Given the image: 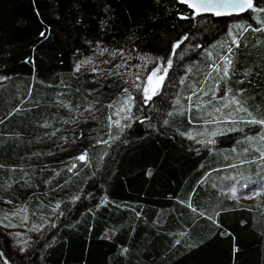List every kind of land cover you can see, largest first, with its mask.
Listing matches in <instances>:
<instances>
[{
    "label": "trees",
    "instance_id": "1",
    "mask_svg": "<svg viewBox=\"0 0 264 264\" xmlns=\"http://www.w3.org/2000/svg\"><path fill=\"white\" fill-rule=\"evenodd\" d=\"M262 21L251 10L196 17L177 0H0V220L22 207L28 234L21 245L0 226L7 264H264V126L247 123L264 119ZM98 51L172 61L119 126L109 105L123 75L89 88V73L76 74ZM232 96L251 117L230 114Z\"/></svg>",
    "mask_w": 264,
    "mask_h": 264
},
{
    "label": "rangeland",
    "instance_id": "2",
    "mask_svg": "<svg viewBox=\"0 0 264 264\" xmlns=\"http://www.w3.org/2000/svg\"><path fill=\"white\" fill-rule=\"evenodd\" d=\"M238 25V23H236ZM223 45V42L219 45ZM220 48V47H219ZM217 49V48H216ZM90 63L82 64L79 71H76V74H84L89 73L87 79H86V86L89 88H97L100 86L101 82L106 79L110 73L114 70H117L120 72L123 77L124 81L126 82L127 86L126 89H128L129 93L133 96L134 100L131 105V110L133 106L135 105V94L138 92L135 88L136 84L141 85V87H149L156 88L158 84V76L163 75L164 79L163 81H159L158 90L159 91L163 85V82L165 80L166 74L164 73H158L156 77H153L151 85L148 83V76L151 75L154 69L158 68V64L154 62V59L149 56H141L138 59H131L127 54L125 53H106L104 51H98L96 55L89 59ZM119 65V67H117ZM193 64H191L187 68V72L192 69ZM220 67V66H219ZM95 69V71H93ZM186 75L182 78V83L186 79ZM6 79H0V83H5ZM128 95V93H124L120 99L110 107L111 113L110 116L112 118L111 122H114L116 120L120 121V125L125 123L127 118L129 117L130 112L125 110L119 112V115L116 113L118 110L122 107L123 99ZM228 104V103H226ZM233 111L230 114L235 115L238 113L235 109H231ZM94 114L93 109L89 108L87 109L80 117L81 118H87ZM229 117H231L229 115ZM114 124V123H113ZM218 127H215V131H218L221 126L220 123H218ZM205 129H207L208 125ZM223 127V126H222ZM79 130V126L77 124L70 125L64 129L65 133H63V137H65V141L70 142L75 140L77 136V132ZM113 140V137L111 136L109 139H107V143H111ZM103 143V140L101 141ZM86 159V158H85ZM256 194H246L242 195L240 197V200L242 202L246 203H253L255 201ZM12 213H18L17 215L13 216ZM168 210H161L160 214L157 218L159 222H164L167 217ZM7 215L8 219L5 220V224H8L9 222L12 225H15V227H6L7 231H10L14 234V236L17 239V242L21 245L25 244V242L28 239V234L25 229V219H22L26 216L25 209L22 207H16L7 210L4 212V216ZM19 233V236H16L15 234Z\"/></svg>",
    "mask_w": 264,
    "mask_h": 264
},
{
    "label": "snow or ice",
    "instance_id": "3",
    "mask_svg": "<svg viewBox=\"0 0 264 264\" xmlns=\"http://www.w3.org/2000/svg\"><path fill=\"white\" fill-rule=\"evenodd\" d=\"M180 3H184L187 4L189 8L194 9V15H199L200 13L203 12H213L215 15L220 16V15H226V14H231L232 12H243L246 10H251V11H256V12H264V9H260V8H256L254 6L253 0H179ZM225 10H231L230 12L225 11ZM181 19H187V16H182L180 17ZM264 22V21H262ZM243 27V26H241ZM244 30H247L246 28ZM257 31H261L264 29H256ZM242 34V33H241ZM45 33H41V36H44ZM229 35L231 36L232 33L230 32ZM188 37L184 36L180 41H178L174 46L173 49L177 48L180 46V44H182L184 42V40H187ZM232 42L233 44H236L238 46V40L236 39L235 36H232ZM228 52L231 53L232 52V48L229 47L228 48ZM173 54L174 51H173ZM209 56H211V53H208ZM221 59L223 60V69H222V76L220 77V79H226L229 76V68L232 64V60L229 58V56L225 55L223 57H221ZM86 63H90V60H86V61H82L80 64H77L75 66L76 71H79L82 64H86ZM172 61L171 59H169L167 61V67H158L156 69L153 70V72L151 73V75L148 76V83L149 85H151L152 83V79L153 77H156L158 75V73H160L161 71H163L164 74L167 73L168 67H171ZM119 67V65L117 66ZM213 68L215 71L219 72L221 69L218 65H213ZM93 71H95V69H93ZM3 79V78H0ZM164 76L160 75L158 76V84L156 88H149V87H141V85L136 84L135 88L138 92H142L143 93V100L145 103H147V101L152 99V96L157 94V90H158V86H159V81H163ZM125 93H128V95L123 99L122 102V107L118 110V112L116 113L117 115H119V112L121 111H129L131 110V105L132 102L134 100L133 96L131 95V93H129L128 89H124L123 90ZM195 94V93H193ZM191 99V97H189V100ZM177 104H179V100L176 101ZM228 104H234L237 106L236 111H242V112H246L248 114L249 117L252 116V114L250 112H248V110L246 108L243 107L241 101L239 99H237L236 96H232L231 99L228 101ZM228 104H225V107L228 106ZM109 107H112V105H109ZM197 107H199V105H197ZM219 111V109L217 110ZM171 115V113H170ZM109 121L112 120L111 116L108 118ZM115 125L119 126L120 125V121L116 120L114 122ZM247 123L249 124H259L264 126V119H256L255 117H252L251 119H249L247 121ZM130 125H126L125 127H128ZM109 127H111V124L109 125ZM123 130V129H121ZM54 135V133H53ZM213 135H215V133H213ZM189 138H193V137H189ZM252 139H254L253 137H249L248 140L251 141ZM260 141L262 144H264V136L260 137ZM211 142V141H210ZM98 143H100V141H98ZM104 143H107V141H104ZM245 151H248V149H245ZM258 151H260L258 149ZM87 153L76 157L77 160H85ZM260 159L264 160V151H261L260 153ZM69 171H71V169H69ZM260 193H256V195H259ZM233 196H235V189H233ZM10 203V201H9ZM57 207H59V205H57ZM189 207H191V205L189 204ZM195 211V210H194ZM18 213H12L13 216L17 215ZM201 215H203V213H200ZM218 215V214H217ZM4 220L8 219V216L5 215ZM22 219H27V217H23ZM209 219H211V217H209ZM0 226L3 227H15V225H12L10 222L8 224H4L3 220H0ZM33 230H37V229H33ZM16 236H19V233L15 234ZM21 251H23V249L21 248ZM0 261H3V264H7V261L4 259V254L3 252H0Z\"/></svg>",
    "mask_w": 264,
    "mask_h": 264
},
{
    "label": "water",
    "instance_id": "4",
    "mask_svg": "<svg viewBox=\"0 0 264 264\" xmlns=\"http://www.w3.org/2000/svg\"><path fill=\"white\" fill-rule=\"evenodd\" d=\"M177 1L179 2V0H177ZM253 3H254V6H255L256 0H253ZM180 4H183L185 6H188L187 4H184V3H180ZM189 9L192 10L193 13H194V11H195L194 9H191V8H189ZM225 11L230 12L231 10H225ZM249 11L250 10H246V11L239 12V13L232 12L231 14L220 15V16L215 15L213 12H203V13H200L199 15H195V16L196 17H200V16H206V15H212V16H215V17H227V18H231V17H235V16H243V15H246Z\"/></svg>",
    "mask_w": 264,
    "mask_h": 264
}]
</instances>
